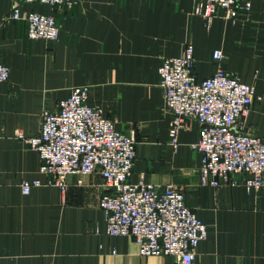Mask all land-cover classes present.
I'll return each instance as SVG.
<instances>
[{
    "label": "crops",
    "instance_id": "crops-1",
    "mask_svg": "<svg viewBox=\"0 0 264 264\" xmlns=\"http://www.w3.org/2000/svg\"><path fill=\"white\" fill-rule=\"evenodd\" d=\"M198 0H82L66 7L20 6L51 12L56 40L28 39L27 23L10 18L0 0V59L9 68L0 86V264H172L165 255L141 256L130 236L105 233L99 199L110 188L98 171L68 175L62 193L43 184L36 151L13 137L33 135L44 109L55 110L75 86L88 87L116 129L136 137L130 179L162 187L173 184L206 224V238L192 264H264V188L198 182L201 153L191 148L200 124L191 117L168 133L158 67L193 45L197 80L217 66L254 86L261 97L243 119L249 134L264 138V0H246L232 22L219 9L210 23L195 13ZM220 50L216 61L213 52ZM42 184L22 193L24 180ZM80 180V182H79Z\"/></svg>",
    "mask_w": 264,
    "mask_h": 264
},
{
    "label": "built area",
    "instance_id": "built-area-1",
    "mask_svg": "<svg viewBox=\"0 0 264 264\" xmlns=\"http://www.w3.org/2000/svg\"><path fill=\"white\" fill-rule=\"evenodd\" d=\"M82 0H8L10 18L27 23L28 39L56 40L59 28L51 12L35 9L20 12V6L64 5ZM250 8L246 0H198L195 13L210 23L217 11L235 22L238 8ZM219 61L222 52L215 50ZM193 45L186 43L178 56L164 57L158 67L159 86L165 110L171 114L168 133L172 145L191 117L200 124L198 139L191 148L201 153L198 182L216 187L238 183L246 190L264 188V138L249 134L243 119L256 94L253 85L217 66L211 76L197 80L193 68ZM9 78V68L0 59V86ZM13 137L37 152L39 172L47 176L43 184L63 193L68 175L83 176L98 171L110 188L99 199L104 215V231L110 236H130L141 256L165 255L172 264H192L196 249L206 238V224L186 205L184 193L173 184L162 187L130 177L136 157L134 131L124 133L114 126L100 105L88 102V87L75 86L60 99L55 110L44 109L40 128L33 135L15 129ZM80 182V180H79ZM39 179L24 180L22 193L41 185Z\"/></svg>",
    "mask_w": 264,
    "mask_h": 264
}]
</instances>
